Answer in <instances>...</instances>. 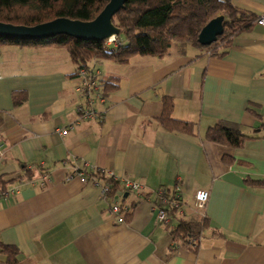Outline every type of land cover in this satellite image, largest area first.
<instances>
[{
	"label": "crops",
	"instance_id": "0c3cea01",
	"mask_svg": "<svg viewBox=\"0 0 264 264\" xmlns=\"http://www.w3.org/2000/svg\"><path fill=\"white\" fill-rule=\"evenodd\" d=\"M231 1L264 20V0ZM196 51L90 65L100 85L114 78L120 87L96 107L99 122L76 125L84 101L66 51L0 50V179L8 184L0 240L20 251V264H264V193L244 185L264 181V27L237 37L225 58ZM14 92H27L24 107L13 108ZM163 98L175 102L174 119L197 126L196 139L159 128ZM219 122L258 139L239 151L205 142ZM82 168L142 187L119 189L117 201L129 210L123 225L108 213L113 201L70 179ZM159 190H178L183 204L163 224L154 206ZM197 192L210 195L203 213ZM201 216L211 228L196 252L174 244L180 221Z\"/></svg>",
	"mask_w": 264,
	"mask_h": 264
},
{
	"label": "trees",
	"instance_id": "16d2710c",
	"mask_svg": "<svg viewBox=\"0 0 264 264\" xmlns=\"http://www.w3.org/2000/svg\"><path fill=\"white\" fill-rule=\"evenodd\" d=\"M111 0H0V24L12 27L35 28L57 20L90 23L95 21ZM224 18V33L216 44L204 48L198 38L202 30L213 20ZM259 19L250 13L235 7L231 0H129L124 11L113 18V25L121 31L117 45L105 43L80 42L61 36L43 40H18L0 37V50L14 48L18 50H64L76 66L75 77L81 70L92 72L90 65L114 63L126 67L135 58L154 57L164 59L171 55L175 47L184 52L186 49L200 50L205 56L225 58L232 48L234 40L250 32ZM179 47V48H178ZM99 74V73H98ZM96 77V76H95ZM264 78V76H262ZM98 83L100 81L95 78ZM119 80L110 79L101 85L105 98L116 93ZM81 95V94H80ZM84 101V97L81 95ZM28 102L27 92H14V109L24 107ZM175 102L169 98L162 100V114L156 119L159 128L167 134L184 139L197 138V126L193 123L174 119ZM252 117L262 119L253 106L247 109ZM264 131V125L262 126ZM255 135L244 134L238 125L219 122L209 129L205 142L239 151L246 144L256 141ZM226 165H231V158L224 157ZM110 187V198L117 197L120 185L113 179H106L100 174L93 175ZM25 179H31L27 170ZM23 178V179H24ZM6 183L0 179V193L6 192ZM244 185L252 190L264 193V181L246 179ZM157 205V203L155 204ZM132 210H130L131 212ZM129 213V212H128ZM170 215L175 211L169 210ZM211 224L206 217L181 220L172 233L174 244H181L196 252L204 233ZM221 237L220 234L215 235ZM20 251L15 247L5 246L0 240V264H20Z\"/></svg>",
	"mask_w": 264,
	"mask_h": 264
},
{
	"label": "built area",
	"instance_id": "2783aa9c",
	"mask_svg": "<svg viewBox=\"0 0 264 264\" xmlns=\"http://www.w3.org/2000/svg\"><path fill=\"white\" fill-rule=\"evenodd\" d=\"M259 26L264 27V20L259 21ZM107 46L117 45V39L105 42ZM99 74H89L85 70H81L78 74L79 86L77 88V92L84 97V103L77 108L75 114V124L79 125L81 123H91V122H99L102 118V114L96 111L97 106H106L108 103V98H105L101 85L95 79ZM66 133L65 131L62 134ZM61 134V131H59ZM5 152L2 151V147H0V158H4ZM88 171L85 168H82L77 173H75L70 179L77 177L79 181L83 185H91L99 189L101 198L103 200L113 201L112 205L109 207L108 213L111 217L117 220L118 225H123L125 223L124 215L128 213V209L123 207L118 203V197L111 199L110 198V187L105 185L103 182L98 180L96 177L88 176ZM102 174V173H101ZM100 174V175H101ZM102 177H106V179H113L117 184L120 185L121 189L126 192H134L138 193L142 190V187L130 180H117L110 174H102ZM46 181V180H45ZM157 197V205L154 204L155 210L158 208L157 220L159 224H163L167 222L168 211H175V214L180 213L183 208V204L181 202L179 191H175L174 193H168L163 190H159L156 193ZM210 195L207 192H197L195 195V205L198 212L203 213L206 210V207L209 203Z\"/></svg>",
	"mask_w": 264,
	"mask_h": 264
},
{
	"label": "water",
	"instance_id": "95a60500",
	"mask_svg": "<svg viewBox=\"0 0 264 264\" xmlns=\"http://www.w3.org/2000/svg\"><path fill=\"white\" fill-rule=\"evenodd\" d=\"M129 0H111L99 17L90 23L57 20L35 28L12 27L0 24V37L18 40H43L66 36L80 42L105 43L121 37L113 25V18L124 11ZM224 18L208 24L201 32L198 43L207 48L216 44L224 33Z\"/></svg>",
	"mask_w": 264,
	"mask_h": 264
},
{
	"label": "rangeland",
	"instance_id": "374dc122",
	"mask_svg": "<svg viewBox=\"0 0 264 264\" xmlns=\"http://www.w3.org/2000/svg\"><path fill=\"white\" fill-rule=\"evenodd\" d=\"M178 48H179V47H178ZM189 50L192 51V50H194V49H192V50L189 49ZM180 51H181L180 49H177V48H175V47L172 49V52H174L175 54H176V53H179ZM193 52H194V51H193ZM196 52L199 53V52H201V51L198 50V51H196ZM252 135H254V133H253ZM252 135H249V136H252Z\"/></svg>",
	"mask_w": 264,
	"mask_h": 264
}]
</instances>
